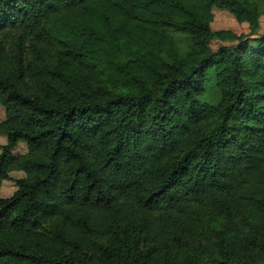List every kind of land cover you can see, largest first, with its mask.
I'll list each match as a JSON object with an SVG mask.
<instances>
[{
  "label": "trees",
  "instance_id": "16d2710c",
  "mask_svg": "<svg viewBox=\"0 0 264 264\" xmlns=\"http://www.w3.org/2000/svg\"><path fill=\"white\" fill-rule=\"evenodd\" d=\"M214 9L250 34L214 33ZM263 15L0 0V190L25 175L0 198V264H264Z\"/></svg>",
  "mask_w": 264,
  "mask_h": 264
},
{
  "label": "rangeland",
  "instance_id": "374dc122",
  "mask_svg": "<svg viewBox=\"0 0 264 264\" xmlns=\"http://www.w3.org/2000/svg\"><path fill=\"white\" fill-rule=\"evenodd\" d=\"M214 19L211 24L214 33L218 31H230L237 35H249L251 29L248 24L240 23L236 17L226 10L214 9ZM264 35V15L260 19V29L257 36ZM178 39L180 46L185 48L188 45V40L183 35H175ZM230 45V43L215 40L211 43V47L217 50L221 46ZM6 119L5 109L0 107V121ZM7 144V138L4 134H0V153ZM27 145L23 142L19 143L14 149L16 155H23L27 153ZM23 172H16L11 175V180L6 181L0 190V198H9L14 195L17 190V181L24 178Z\"/></svg>",
  "mask_w": 264,
  "mask_h": 264
}]
</instances>
